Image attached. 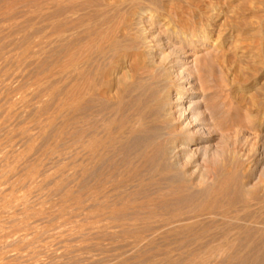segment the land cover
Returning a JSON list of instances; mask_svg holds the SVG:
<instances>
[{
	"label": "bare ground",
	"instance_id": "1",
	"mask_svg": "<svg viewBox=\"0 0 264 264\" xmlns=\"http://www.w3.org/2000/svg\"><path fill=\"white\" fill-rule=\"evenodd\" d=\"M68 2L69 13L87 11L79 15L82 26L76 20L83 39L66 56L78 61L69 96L79 101L81 145L93 154L96 172L124 168L127 183L152 184L162 200L189 203L168 224L184 247L222 254V264H264V162L250 171L240 154L244 122L264 131V0ZM204 50L193 59L206 68L207 82L188 67L189 53ZM221 115L230 117L235 134L227 161L192 173L193 155L205 149ZM199 254L188 262L208 263Z\"/></svg>",
	"mask_w": 264,
	"mask_h": 264
},
{
	"label": "rangeland",
	"instance_id": "2",
	"mask_svg": "<svg viewBox=\"0 0 264 264\" xmlns=\"http://www.w3.org/2000/svg\"><path fill=\"white\" fill-rule=\"evenodd\" d=\"M57 1L68 2L0 0V264H190L196 253L210 257L206 264H222L224 255L186 248L170 231L189 203L178 196L162 200L152 184L127 183L124 168L98 173L93 154L83 153L81 110L71 95L78 61L72 64L66 53L83 39L79 15L87 11L75 15L69 2L66 9ZM205 52L189 53L194 77L208 76L195 64ZM222 116L201 144L205 149L193 155L192 173L227 161L235 134L230 117ZM245 123L240 154L258 171L264 131Z\"/></svg>",
	"mask_w": 264,
	"mask_h": 264
}]
</instances>
